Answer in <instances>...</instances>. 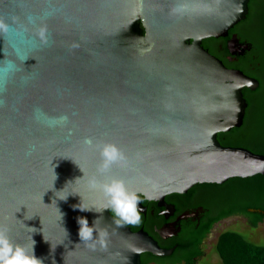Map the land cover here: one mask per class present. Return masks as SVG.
Instances as JSON below:
<instances>
[{
  "label": "water",
  "instance_id": "95a60500",
  "mask_svg": "<svg viewBox=\"0 0 264 264\" xmlns=\"http://www.w3.org/2000/svg\"><path fill=\"white\" fill-rule=\"evenodd\" d=\"M248 2L0 0V227L14 245L34 241L43 264H222L228 231L264 247V155L217 140L242 125V90L258 81L202 46ZM86 138L126 164L99 175ZM93 177L140 196L139 225L96 213ZM99 217L107 250L79 243L78 218Z\"/></svg>",
  "mask_w": 264,
  "mask_h": 264
},
{
  "label": "trees",
  "instance_id": "16d2710c",
  "mask_svg": "<svg viewBox=\"0 0 264 264\" xmlns=\"http://www.w3.org/2000/svg\"><path fill=\"white\" fill-rule=\"evenodd\" d=\"M236 36L246 46L238 61L228 60L227 42ZM221 41L223 53L218 54L212 43ZM202 46L220 59L229 69H237L249 78L258 81L254 91L244 88L243 98L247 107L243 123L229 132L218 133V142L225 147H242L252 153L264 155V0H249L248 15L228 31L225 38H209ZM216 250L222 264H264V247L254 246L236 232H225L219 236Z\"/></svg>",
  "mask_w": 264,
  "mask_h": 264
},
{
  "label": "clouds",
  "instance_id": "9594fccd",
  "mask_svg": "<svg viewBox=\"0 0 264 264\" xmlns=\"http://www.w3.org/2000/svg\"><path fill=\"white\" fill-rule=\"evenodd\" d=\"M4 25L0 24V28ZM83 144L89 148H95L99 152L100 163L97 173L106 175L113 165L123 166L126 164L124 153L114 144L103 143L94 144L91 138H86ZM90 189L99 190L105 200L104 208L96 213H103L107 210L112 213V223L116 228L125 225L137 226L141 222V209L138 207L140 196L136 192L129 191L124 182L119 179H110L107 182H100L95 177L89 180ZM77 207V206H76ZM80 211H92L82 205L78 207ZM102 217L93 221L89 226L86 218H78V238L79 243L85 247L96 250L97 246L101 250H107L109 243V232L106 227H99ZM0 264H43L42 260L34 255V241L31 252L21 245H14L8 237L7 227H0Z\"/></svg>",
  "mask_w": 264,
  "mask_h": 264
},
{
  "label": "flooded vegetation",
  "instance_id": "af4514ba",
  "mask_svg": "<svg viewBox=\"0 0 264 264\" xmlns=\"http://www.w3.org/2000/svg\"><path fill=\"white\" fill-rule=\"evenodd\" d=\"M234 37L237 39V42H236V44H237V46H235V49H238V51L236 52V54H234V55H231L230 53H229V50L227 49V45H226V49H227V51H228V53H229V55L227 56L228 57V60L229 61H232V62H236V61H238V57H240V56H242L243 55V53H244V51L246 50V48H244V47H246V46H243V45H241L240 43H239V39L234 35ZM219 39V38H218ZM204 41V40H203ZM203 41H202V43H203ZM212 45V47H214V49L217 51V53L218 54H221V53H223V43L220 41H217V42H214V43H212L211 44ZM207 50V49H206ZM208 51V50H207ZM209 52V51H208ZM211 54V53H210ZM212 55V54H211ZM214 56V55H213ZM214 57H216V56H214ZM217 58V57H216ZM218 59V58H217ZM220 60V59H219ZM221 61V60H220ZM222 62V61H221Z\"/></svg>",
  "mask_w": 264,
  "mask_h": 264
},
{
  "label": "rangeland",
  "instance_id": "374dc122",
  "mask_svg": "<svg viewBox=\"0 0 264 264\" xmlns=\"http://www.w3.org/2000/svg\"><path fill=\"white\" fill-rule=\"evenodd\" d=\"M237 233V232H236ZM244 237V236H243Z\"/></svg>",
  "mask_w": 264,
  "mask_h": 264
}]
</instances>
